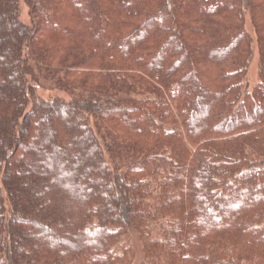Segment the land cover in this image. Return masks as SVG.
Instances as JSON below:
<instances>
[{
  "label": "trees",
  "instance_id": "1",
  "mask_svg": "<svg viewBox=\"0 0 264 264\" xmlns=\"http://www.w3.org/2000/svg\"><path fill=\"white\" fill-rule=\"evenodd\" d=\"M25 4L0 0V264H264V0Z\"/></svg>",
  "mask_w": 264,
  "mask_h": 264
},
{
  "label": "rangeland",
  "instance_id": "2",
  "mask_svg": "<svg viewBox=\"0 0 264 264\" xmlns=\"http://www.w3.org/2000/svg\"><path fill=\"white\" fill-rule=\"evenodd\" d=\"M19 17L20 20L25 24V25H31L32 19L29 13V7L25 4V0H20V7H19ZM258 68H259V54L258 51H256L254 59L252 61V64L250 65V69H249V80L251 81V85H254L257 81H258ZM38 93L40 96L42 97H52L54 95H56L58 93V95H63L64 97H66V95L60 93V92H56L55 90H50L49 88H45L43 87H38ZM133 246L136 250V255L138 257L137 260H141L143 257V254H141V241L139 240V238L137 236H135V238L133 239ZM136 260V261H137Z\"/></svg>",
  "mask_w": 264,
  "mask_h": 264
}]
</instances>
